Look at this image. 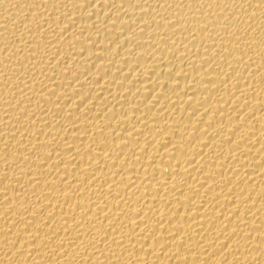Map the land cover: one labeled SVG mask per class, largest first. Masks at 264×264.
Instances as JSON below:
<instances>
[{
	"label": "bare ground",
	"instance_id": "bare-ground-1",
	"mask_svg": "<svg viewBox=\"0 0 264 264\" xmlns=\"http://www.w3.org/2000/svg\"><path fill=\"white\" fill-rule=\"evenodd\" d=\"M0 264H264V0H0Z\"/></svg>",
	"mask_w": 264,
	"mask_h": 264
}]
</instances>
